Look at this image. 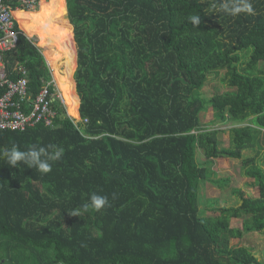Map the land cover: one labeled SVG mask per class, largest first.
Returning a JSON list of instances; mask_svg holds the SVG:
<instances>
[{
  "label": "trees",
  "instance_id": "1",
  "mask_svg": "<svg viewBox=\"0 0 264 264\" xmlns=\"http://www.w3.org/2000/svg\"><path fill=\"white\" fill-rule=\"evenodd\" d=\"M222 2L41 0L37 12L12 13L28 38L42 36L67 113L88 123L76 129L55 101L53 128L0 131V149L64 150L47 174L0 157V264H264L242 240L264 235V0L237 16L219 11ZM19 28L3 61L14 79L15 65L25 68L34 97L51 75ZM221 71L230 90L203 98ZM209 108L214 123L233 125L227 148L223 131L205 125ZM216 159L240 160L258 197L236 189L241 203L221 208L202 199L206 181L227 186L212 178ZM92 193L108 205L68 214ZM208 207L218 214L204 216Z\"/></svg>",
  "mask_w": 264,
  "mask_h": 264
},
{
  "label": "built area",
  "instance_id": "2",
  "mask_svg": "<svg viewBox=\"0 0 264 264\" xmlns=\"http://www.w3.org/2000/svg\"><path fill=\"white\" fill-rule=\"evenodd\" d=\"M16 9L23 11H35L39 0H17ZM12 6L5 0H0V131H25L43 124L47 128H53V121L57 112L53 108L58 101L65 109L64 100L58 93L55 81L42 82L41 88L33 97L25 68L16 64L13 73L17 78H11L3 61L5 53L10 52L16 46L18 26L12 13ZM69 120L76 129L81 130L88 123L86 119L73 121L67 113Z\"/></svg>",
  "mask_w": 264,
  "mask_h": 264
},
{
  "label": "rangeland",
  "instance_id": "3",
  "mask_svg": "<svg viewBox=\"0 0 264 264\" xmlns=\"http://www.w3.org/2000/svg\"><path fill=\"white\" fill-rule=\"evenodd\" d=\"M41 2V0H39V3ZM38 11V8H37ZM66 13V11H65ZM65 19L67 20V22L69 23L68 19H67V13L65 16ZM19 23H18V28H19ZM20 29V28H19ZM21 30V29H20ZM73 30V29H72ZM21 32L24 34V32L21 30ZM26 36V35H25ZM33 44L37 47V49L40 50L41 54H43V56L45 57V53L47 52L44 48H42L36 37L33 38H29ZM76 53V52H75ZM249 55H246L245 58L242 59V62H245L247 60ZM46 58V57H45ZM76 63V60H75ZM237 68H241V65H237ZM76 70V65L75 68L72 72V81L74 83L73 86V91L74 94L75 93V82L73 80V75L74 72ZM225 75V71H221L219 73V77L218 78H213L208 80L203 88L200 90V95L205 98V99H209L211 98L217 91L218 93L226 91V90H230L227 87L224 86V84H222V82H220V79H222ZM54 76V74H53ZM55 85L58 89L57 86V82L55 80ZM58 93L61 95L60 91L58 90ZM62 98V95H61ZM63 99V98H62ZM79 105V102H78ZM79 107V106H78ZM65 112L67 115V109L65 107ZM205 125L208 129H214V128H218L219 130L223 131V134L220 136V140L222 142V147L227 148L229 146V135H228V129L232 128L233 125L231 123H226L225 125H220L217 123H214V119H213V114L211 113V109H207V112H205ZM238 126V125H237ZM236 126V127H237ZM256 154V152H250V153H246L247 156H254ZM198 162L203 161L202 157L198 158ZM257 161L260 163L258 164L261 167H264V149L261 150V152L257 155ZM262 164V165H261ZM212 171L214 173L213 175V179H218V178H227L228 179V183L227 186L224 187V189H220L216 186V184H213L211 182L206 181L205 183H203V185L200 188V196L202 197V199L207 200H216L215 203V207L216 208H221V207H230V206H237L238 204H240V200L237 199L233 194V190H240L242 191L245 196L248 197H258L259 193H258V188L257 186H254L252 184V180L251 179H247L244 174H243V169H242V163L239 160H233V159H216L214 160V164L211 167ZM218 212H214L212 210L211 207L206 208L205 212H204V216H210V215H217ZM230 222V227L231 228H241V222L240 220H236V219H232L229 221ZM245 244L252 246L253 248H255L253 254L258 258V260H264V235L259 234V233H255V232H245L243 235V239H242ZM242 240H231V244L233 245H242Z\"/></svg>",
  "mask_w": 264,
  "mask_h": 264
},
{
  "label": "clouds",
  "instance_id": "4",
  "mask_svg": "<svg viewBox=\"0 0 264 264\" xmlns=\"http://www.w3.org/2000/svg\"><path fill=\"white\" fill-rule=\"evenodd\" d=\"M218 10L231 16H237L241 13L254 14L251 0H224L219 4ZM189 22L193 26L199 25L200 17L192 16ZM63 151V148L54 145H49L47 148L31 145L26 150H20L17 145L13 144L10 149H0V157L10 167H19L20 163H23L28 168H35L41 174H47L52 170V162L59 160L63 155ZM107 205V196L92 193L87 203H84L80 208L73 209L68 214L79 217L89 210L100 211Z\"/></svg>",
  "mask_w": 264,
  "mask_h": 264
},
{
  "label": "crops",
  "instance_id": "5",
  "mask_svg": "<svg viewBox=\"0 0 264 264\" xmlns=\"http://www.w3.org/2000/svg\"><path fill=\"white\" fill-rule=\"evenodd\" d=\"M66 4V3H65ZM38 10H39V7H38ZM15 11H23V10H19V9H16V10H14V12ZM27 12V11H26ZM29 12H37V9L35 10V11H29ZM17 22V21H16ZM17 25H18V22H17ZM72 32H73V30H72ZM25 35V34H24ZM27 37V36H26ZM34 37H36L37 38V40H38V42H41V40H42V36L41 35H36V36H34ZM28 38V37H27ZM29 39V38H28ZM30 40V39H29ZM73 42H74V37H73ZM74 47H75V42H74ZM75 52H76V47H75ZM76 54V53H75ZM42 56H43V54H42ZM43 58H44V60H45V63H46V65H47V67H48V69H49V72H50V75H51V78L54 80V76H53V71L51 70V68H50V66H49V63H48V61H47V59L43 56ZM78 102H79V100H78ZM79 106V105H78Z\"/></svg>",
  "mask_w": 264,
  "mask_h": 264
},
{
  "label": "bare ground",
  "instance_id": "6",
  "mask_svg": "<svg viewBox=\"0 0 264 264\" xmlns=\"http://www.w3.org/2000/svg\"><path fill=\"white\" fill-rule=\"evenodd\" d=\"M41 6H42V3L40 2L39 9L41 8ZM62 98H63V96H62ZM63 100H64V98H63ZM64 104H65V102H64Z\"/></svg>",
  "mask_w": 264,
  "mask_h": 264
}]
</instances>
